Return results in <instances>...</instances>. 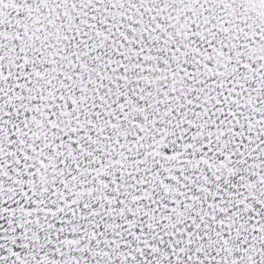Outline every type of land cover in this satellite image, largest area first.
<instances>
[{"label": "snow or ice", "instance_id": "snow-or-ice-1", "mask_svg": "<svg viewBox=\"0 0 264 264\" xmlns=\"http://www.w3.org/2000/svg\"><path fill=\"white\" fill-rule=\"evenodd\" d=\"M0 264H264V0H0Z\"/></svg>", "mask_w": 264, "mask_h": 264}]
</instances>
